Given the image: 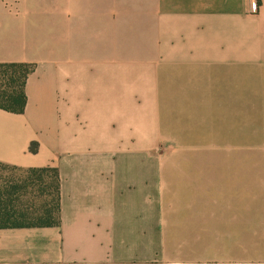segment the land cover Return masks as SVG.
<instances>
[{
    "label": "crops",
    "instance_id": "obj_1",
    "mask_svg": "<svg viewBox=\"0 0 264 264\" xmlns=\"http://www.w3.org/2000/svg\"><path fill=\"white\" fill-rule=\"evenodd\" d=\"M252 1L0 0V63L34 65L0 163L60 184V225L0 229V264H264Z\"/></svg>",
    "mask_w": 264,
    "mask_h": 264
},
{
    "label": "trees",
    "instance_id": "obj_2",
    "mask_svg": "<svg viewBox=\"0 0 264 264\" xmlns=\"http://www.w3.org/2000/svg\"><path fill=\"white\" fill-rule=\"evenodd\" d=\"M34 65L25 63H0V110L23 114L27 104L26 83ZM37 144L30 146L36 153ZM4 169L30 174L21 180H8L0 176V229L49 228L60 225V184L56 168L24 170L0 163ZM48 179L51 183L48 184ZM26 201V197H31ZM49 197L41 205L36 198Z\"/></svg>",
    "mask_w": 264,
    "mask_h": 264
},
{
    "label": "rangeland",
    "instance_id": "obj_3",
    "mask_svg": "<svg viewBox=\"0 0 264 264\" xmlns=\"http://www.w3.org/2000/svg\"><path fill=\"white\" fill-rule=\"evenodd\" d=\"M247 154H248V163L247 165L244 164L241 166L242 168V172L243 174L245 173V171H247V175L248 178L251 177L252 179H254L255 177V161H254V157L256 156V152H257V145L256 142H254L253 140H247ZM0 176H4L5 178H8V180H21V178H27L30 177V174H27L26 172L23 171H16L13 169H4L2 167H0ZM51 183V180L48 179V184ZM34 195L32 194L31 197H26V201H29V198H31V200L33 199ZM250 199V198H249ZM36 200L39 202L37 203L38 205H41L44 202H49V197L44 195V197H38L36 198ZM248 203L250 204V202L248 201Z\"/></svg>",
    "mask_w": 264,
    "mask_h": 264
},
{
    "label": "built area",
    "instance_id": "obj_4",
    "mask_svg": "<svg viewBox=\"0 0 264 264\" xmlns=\"http://www.w3.org/2000/svg\"><path fill=\"white\" fill-rule=\"evenodd\" d=\"M258 9H259V5H258L257 1L253 0L251 2V12L252 13H257Z\"/></svg>",
    "mask_w": 264,
    "mask_h": 264
}]
</instances>
